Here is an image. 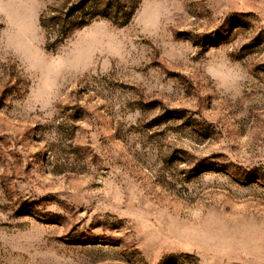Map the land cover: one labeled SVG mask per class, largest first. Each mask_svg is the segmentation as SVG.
I'll use <instances>...</instances> for the list:
<instances>
[{"label":"rangeland","instance_id":"rangeland-1","mask_svg":"<svg viewBox=\"0 0 264 264\" xmlns=\"http://www.w3.org/2000/svg\"><path fill=\"white\" fill-rule=\"evenodd\" d=\"M0 264H264V0H0Z\"/></svg>","mask_w":264,"mask_h":264}]
</instances>
